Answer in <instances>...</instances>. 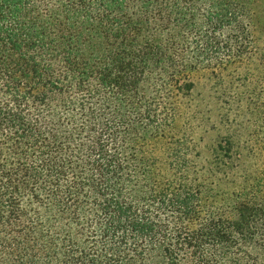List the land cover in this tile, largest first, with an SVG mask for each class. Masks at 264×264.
I'll return each instance as SVG.
<instances>
[{"label":"trees","instance_id":"trees-1","mask_svg":"<svg viewBox=\"0 0 264 264\" xmlns=\"http://www.w3.org/2000/svg\"><path fill=\"white\" fill-rule=\"evenodd\" d=\"M158 1L0 0V227L13 240L0 264H219L221 250L264 239L258 148L229 125L203 159L219 179L206 188L187 147L168 145L197 72L232 74L248 122L262 123L245 4L152 13ZM19 180L54 211L50 230L22 210ZM218 196L229 214L206 219Z\"/></svg>","mask_w":264,"mask_h":264},{"label":"rangeland","instance_id":"rangeland-1","mask_svg":"<svg viewBox=\"0 0 264 264\" xmlns=\"http://www.w3.org/2000/svg\"><path fill=\"white\" fill-rule=\"evenodd\" d=\"M139 0H133L134 6L139 5ZM173 0H162L154 4L150 10L156 12L158 7L165 2L169 3ZM245 4L247 15L250 22V28L254 35L255 43L250 52L253 56V66L251 70V82L264 87V0H239ZM138 2V5H136ZM207 2H212L208 0ZM156 9V10H155ZM224 82L215 81L210 73L202 71L197 72L193 76L196 84L193 97L190 101L178 99L174 102L176 126L175 137L168 139V145L176 148L180 144L187 147L186 152L191 154L189 157L192 162V168L199 169V183L208 188L210 184L219 183L218 177L208 178L206 172L202 171L201 166H207L204 158L210 157L213 142H218L225 138L230 128L237 130L241 135L242 141L249 143L250 147L258 148L261 153L260 159L254 161L256 164L255 171L264 169V119L262 123L248 122L250 116L246 114V99L241 93L243 88L234 80L232 74H225ZM256 86V85H255ZM162 109L171 112L172 104L163 103ZM246 114V116H244ZM229 125H232L229 126ZM249 127V130H248ZM232 130L234 131V129ZM232 131V132H233ZM189 146V147H188ZM200 153L202 159H195L194 155ZM201 162V163H200ZM196 177L197 175H193ZM206 176V177H205ZM207 178V181L203 180ZM213 182V183H211ZM17 185L22 190V210L27 215L33 214L39 218V228L44 230L51 229L54 225V211L44 207L47 203L45 197L40 199L35 196L31 184H26L24 180H19ZM214 188V187H212ZM213 196V195H212ZM224 196H218L215 206L208 210L206 219L219 216H227L230 211L229 201L221 200ZM66 221V219H63ZM68 222V221H67ZM25 240V237L21 239ZM0 242L4 245H11L13 240L7 239L2 235L0 227ZM242 251H232L226 253L221 250L220 258H224L219 264H264V239L257 238L252 244L241 245ZM213 250H209L208 254H212Z\"/></svg>","mask_w":264,"mask_h":264}]
</instances>
